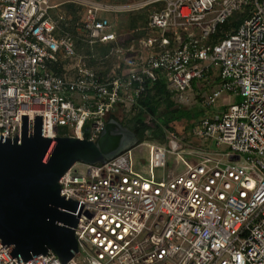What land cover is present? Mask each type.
I'll return each mask as SVG.
<instances>
[{
    "label": "built area",
    "instance_id": "2783aa9c",
    "mask_svg": "<svg viewBox=\"0 0 264 264\" xmlns=\"http://www.w3.org/2000/svg\"><path fill=\"white\" fill-rule=\"evenodd\" d=\"M128 2L0 0L3 139L20 135L22 115L30 124L43 115L46 136L63 128L85 138V129L96 140L109 116L135 105L159 74L181 100L195 88L208 106L224 93L239 100L198 116L187 135L168 131L184 164L178 173L166 170L167 149L150 141L68 169L60 195L83 206L74 227L78 251L65 264H264V0ZM67 4L79 9L80 41L113 43L109 56L130 52L119 72L100 79L76 53ZM146 7V22L132 29L141 35L128 48L119 44L124 37L111 13ZM145 142L147 161L138 169L132 150ZM5 246L0 264H61L51 250L18 263Z\"/></svg>",
    "mask_w": 264,
    "mask_h": 264
},
{
    "label": "water",
    "instance_id": "95a60500",
    "mask_svg": "<svg viewBox=\"0 0 264 264\" xmlns=\"http://www.w3.org/2000/svg\"><path fill=\"white\" fill-rule=\"evenodd\" d=\"M0 134V242L18 263L53 251L65 264L76 252L74 227L83 203L60 195V177L75 163H104L136 144L110 118L96 140L43 134V115H22L20 135Z\"/></svg>",
    "mask_w": 264,
    "mask_h": 264
},
{
    "label": "trees",
    "instance_id": "16d2710c",
    "mask_svg": "<svg viewBox=\"0 0 264 264\" xmlns=\"http://www.w3.org/2000/svg\"><path fill=\"white\" fill-rule=\"evenodd\" d=\"M108 2L111 4H124L127 0H98ZM148 8L146 7L138 11H128L125 18H120L121 26L128 30H132L139 25L146 22ZM63 12L65 15H70L69 25L67 30L73 35L74 48L77 54L84 56L87 66L94 69L100 79H106L109 75L117 73L124 63L120 62L119 68L117 63L119 60L128 55L126 52L122 57L118 55H107L108 50L114 46L110 44H95L92 48L88 47L77 37L74 22L80 17L79 9L74 4H67L64 6ZM238 14H234L232 20H236ZM66 23L65 17L61 24ZM118 27V31H119ZM141 35V32H133V35L125 37L124 41L119 44L128 48L132 45L135 38ZM107 55V56H106ZM199 96V95H198ZM181 98L179 95L167 87L166 79L163 74H159L156 81L147 85L146 92L138 99L135 105L130 108L129 116L120 118L117 113L109 116L118 120L121 125L131 130L138 141L136 144L143 141H153L155 143H162L165 140V132L173 131L177 135H187L193 126V121L199 116L192 110V108H184L180 105ZM195 107V106H193ZM192 111V112H191ZM151 116L152 125L145 121V116ZM58 135H71V133L63 128H58ZM84 137H88V131L84 129Z\"/></svg>",
    "mask_w": 264,
    "mask_h": 264
},
{
    "label": "rangeland",
    "instance_id": "374dc122",
    "mask_svg": "<svg viewBox=\"0 0 264 264\" xmlns=\"http://www.w3.org/2000/svg\"><path fill=\"white\" fill-rule=\"evenodd\" d=\"M57 1H59V0H52V2H57ZM128 1H131V0H127V2ZM128 3H130V2H128ZM128 13H131V12H112L111 13L112 21L114 23H116V25L119 27V26H121L120 18H125L128 15ZM119 32L122 33V38L123 37L124 38L129 37V36L133 35L132 30H128L125 27H119ZM72 63H74V60L65 61L66 67L70 66ZM212 71H214V69H212ZM193 91L194 92H191V93H189L190 92L189 91L186 94V98L184 100L182 99L181 103L179 102V104L184 106V108H187V109L192 108V110H194V112H196V114H198L199 116H201L203 114H208V112L210 111L211 108H214L217 110L219 105H224V104L227 105L228 104V100H226L225 93L222 96H220L213 105L208 106V105H205L204 103L200 102L199 90L197 88H195V89H193ZM238 100H239V97H236L235 101H238ZM193 106H195V107H193ZM129 113H130V107H127L126 109H120L117 112V114L120 115L119 116L120 118L125 117V116H129ZM145 121L149 122L152 125L150 115L145 116ZM167 133H168V131L165 132V135ZM187 137L189 138L188 140L191 141L192 144L200 142L199 139H197V138L190 137V136H187ZM150 142H153V141H150ZM179 142H180V146H179L178 152L181 154V156L183 158L188 157L185 154L186 151L188 150L187 149L188 147L185 146V143L182 140H180ZM158 144L167 149V151H166V153H167V155H166V164H167L166 170L173 168L175 173L182 171L184 169V164L176 156V154L170 150L168 141L165 139L162 143H158ZM216 152H221V151L216 150ZM132 154H133L135 161L137 163H139L138 165H136V167L138 169H140L141 167H143L144 162L147 161V157H148L147 143L145 142V144L135 146L132 150ZM75 168L80 170L82 168H85V164L81 163V162H77L75 164ZM162 172H163V170L161 168L155 169V173L158 176L163 174Z\"/></svg>",
    "mask_w": 264,
    "mask_h": 264
},
{
    "label": "crops",
    "instance_id": "0c3cea01",
    "mask_svg": "<svg viewBox=\"0 0 264 264\" xmlns=\"http://www.w3.org/2000/svg\"><path fill=\"white\" fill-rule=\"evenodd\" d=\"M214 84H216V80L211 79V80H210V86H211V85H214ZM208 87H209V86L206 84V85L204 86V89L208 90ZM191 92H194V91L191 90L189 93H191ZM225 97H226V100H229V101H231V100H235V99H236V97H234V96H232V95H228V94H225ZM200 102H201V97H200ZM196 104H197V103H196ZM225 107H226V104H224V105H219L218 108H217V110L214 109V108H211L210 111L208 112V114H215V113L221 112L222 110L225 109Z\"/></svg>",
    "mask_w": 264,
    "mask_h": 264
}]
</instances>
